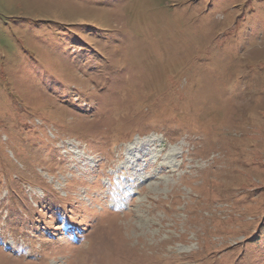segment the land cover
I'll list each match as a JSON object with an SVG mask.
<instances>
[{"label":"rangeland","instance_id":"obj_1","mask_svg":"<svg viewBox=\"0 0 264 264\" xmlns=\"http://www.w3.org/2000/svg\"><path fill=\"white\" fill-rule=\"evenodd\" d=\"M0 264H264V0H0Z\"/></svg>","mask_w":264,"mask_h":264},{"label":"trees","instance_id":"obj_2","mask_svg":"<svg viewBox=\"0 0 264 264\" xmlns=\"http://www.w3.org/2000/svg\"><path fill=\"white\" fill-rule=\"evenodd\" d=\"M29 23H31V24H33V25H44V26H49V25H51L52 23L51 22H48V21H30ZM59 28H64L63 26H61V27H59ZM85 28H87V29H90V30H92L93 31V33H95V35L98 37V38H103V36H105V35H103V31H100V30H98L97 28H95V26H93V25H87ZM91 31V32H92ZM86 43H83V47H81V48H83V49H81V51L82 52H80V53H82L83 55H85V53L86 54H88L89 56H91V54H94V55H98L99 53L97 52V51H95V50H93L91 47L89 48L87 45H85ZM24 52H28V53H30V54H32L31 52H29V51H27V49L26 48H24ZM100 58H104L103 60L105 61L106 60V58L105 57H100ZM74 110H77V107H75L74 106ZM132 136V135H131ZM130 137V134L129 135H127L126 136V138H129Z\"/></svg>","mask_w":264,"mask_h":264}]
</instances>
